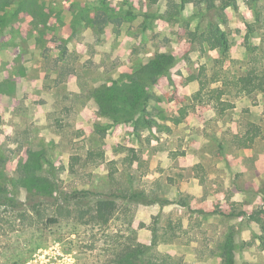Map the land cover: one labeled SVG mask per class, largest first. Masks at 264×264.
<instances>
[{"label":"rangeland","instance_id":"obj_1","mask_svg":"<svg viewBox=\"0 0 264 264\" xmlns=\"http://www.w3.org/2000/svg\"><path fill=\"white\" fill-rule=\"evenodd\" d=\"M169 6L0 0V264H264V0Z\"/></svg>","mask_w":264,"mask_h":264},{"label":"trees","instance_id":"obj_2","mask_svg":"<svg viewBox=\"0 0 264 264\" xmlns=\"http://www.w3.org/2000/svg\"><path fill=\"white\" fill-rule=\"evenodd\" d=\"M154 1L158 2L159 0H154ZM217 1H222V0H179V3H175L172 0H170V6L168 7L166 14H160L159 17L163 19H167V20L174 19L176 17H179L180 14L190 4L200 6L203 3H215ZM156 16L157 15H151V16H148V18L153 19ZM218 18H219V21L218 19H215V17L213 18V14H212V16L208 19L207 27L201 33L198 34L196 32L190 31L189 36L193 40H198L201 45L206 44L211 50H216V49L219 50L224 56V58H222L220 61H224L227 58L228 41H227L225 32L220 27L219 22L225 19V14L219 13ZM249 27L251 26L249 25ZM248 40L249 39L247 37V41ZM165 75H167L169 79H172L168 71L165 72ZM190 79L193 80L194 77H190ZM242 90L247 91V92L259 91V92L264 93V63L261 64L259 67H253L248 71L247 78L244 84L242 85ZM134 99H135V96H130V100L132 102H126L125 105L122 104L124 102H121L119 107H121L126 112H130V114L135 112L136 110L135 108L137 104H139V100L135 101ZM145 101H146V98H144V102ZM141 110H138L137 113H141ZM187 114L188 112L185 109V107H182L180 109V116L175 118V122L180 123L187 116ZM256 128L257 127H255V129ZM255 129H252V132H254ZM251 133L248 134L249 135L248 137L240 139V141L242 142V144H244V146H247L250 143L254 142V135L256 134L252 133V136H250ZM134 197L135 195L132 196V198ZM119 198L128 199L130 197L119 194ZM96 204H97L96 210H97L99 218L103 222H107L116 209L115 201L99 200L97 201ZM214 212L218 213L219 215L226 216V217H235V216H241L245 214V213L234 214V213H228L225 211H218V212L214 211ZM250 216L251 217L253 216L252 218H254V220L262 224L263 219L260 215H255V216L250 215ZM140 255H141L140 259L138 261H133L132 262L133 264H156V261L154 260L150 252L140 253ZM125 257L126 255L122 256V259H123L124 264H127L126 262L128 261L125 260ZM169 262L170 261H168V259L163 258L162 263H169Z\"/></svg>","mask_w":264,"mask_h":264}]
</instances>
